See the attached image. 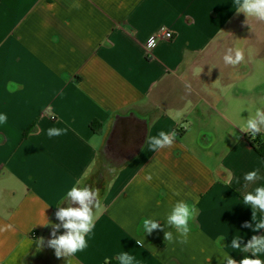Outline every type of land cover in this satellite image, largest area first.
I'll return each mask as SVG.
<instances>
[{
    "label": "crops",
    "instance_id": "0c3cea01",
    "mask_svg": "<svg viewBox=\"0 0 264 264\" xmlns=\"http://www.w3.org/2000/svg\"><path fill=\"white\" fill-rule=\"evenodd\" d=\"M245 20L234 0H0V264L264 261L231 247L264 237V212L253 220L243 202L264 186V158L240 128L264 110V21ZM162 30L173 39L148 51ZM229 48L244 59L225 64ZM160 131L177 136L153 152ZM81 179L101 209L87 248L57 258L48 242L68 230L56 213L79 207L66 193ZM180 200L199 213L186 244L164 241ZM145 218L160 228L144 233Z\"/></svg>",
    "mask_w": 264,
    "mask_h": 264
},
{
    "label": "clouds",
    "instance_id": "9594fccd",
    "mask_svg": "<svg viewBox=\"0 0 264 264\" xmlns=\"http://www.w3.org/2000/svg\"><path fill=\"white\" fill-rule=\"evenodd\" d=\"M72 7L79 8L81 5L75 3ZM235 11L243 12L245 14L247 24L248 18H255L258 21H264V0H234ZM244 59L241 51L229 48L223 56V60L227 65H236ZM10 91L16 90L19 86L10 84ZM7 122L6 114H0V124ZM240 127V126H239ZM242 131L248 132L252 139L256 138L258 133L264 132V110L257 109L255 115H250L243 127H240ZM67 129L49 128L48 136H59L66 134ZM235 135V134H234ZM177 133L172 131L171 133H165L160 131L157 136L150 137L147 140L151 151L155 152L165 147H171L176 139ZM239 137H237V140ZM110 173H116L117 169L110 167ZM259 169L250 171L244 175V179L248 182H253L259 178ZM146 180L151 181L152 176L147 175ZM78 185H82L78 187ZM255 195L251 192L244 195L243 202L253 205V220L256 219V208L261 212H264V186L255 188ZM66 197L71 198L72 203H78V208L68 207L60 208L56 213L59 220L63 221V228L68 231L60 235L59 237L52 239L48 242L49 247L55 248L57 258H67L74 256L77 252L83 251L87 248L86 236L90 234L95 228V220L98 218V213L101 209L99 189L87 186L84 180H77L76 184L71 187L66 193ZM95 209V211L93 210ZM198 209L195 204L180 200L175 203L172 212L167 216V224L175 228L178 235L173 236L171 231H167L164 234V241L167 242H179L186 244L188 242V235L191 231L190 222L194 221L198 215ZM143 232L150 234L154 229L160 228V225L154 220L145 218L142 221ZM251 227V225H245ZM61 225H52V235L56 236V230ZM264 228V219L256 225L255 230ZM224 239L221 236L216 240V244L220 246V240ZM241 239L240 236H235L231 240V247L233 249H239L243 252H251L253 257H258L259 254L264 253V237L253 236L251 241L241 246L237 241ZM137 245L143 247V240L137 239ZM40 246L43 245V238L38 241ZM120 264H133L135 257L129 253L122 252L119 255ZM222 260H227V264H264V261L259 258H250L245 256L242 260L237 262L229 253L222 254Z\"/></svg>",
    "mask_w": 264,
    "mask_h": 264
},
{
    "label": "built area",
    "instance_id": "2783aa9c",
    "mask_svg": "<svg viewBox=\"0 0 264 264\" xmlns=\"http://www.w3.org/2000/svg\"><path fill=\"white\" fill-rule=\"evenodd\" d=\"M126 32L130 35L132 34V31H130V30H127ZM159 39L172 40L173 34L171 33V31L162 30L158 35H154V36L150 37L148 39L147 45H146L148 51H152L156 47ZM108 264H111V263H108Z\"/></svg>",
    "mask_w": 264,
    "mask_h": 264
},
{
    "label": "trees",
    "instance_id": "16d2710c",
    "mask_svg": "<svg viewBox=\"0 0 264 264\" xmlns=\"http://www.w3.org/2000/svg\"><path fill=\"white\" fill-rule=\"evenodd\" d=\"M250 140L254 149L264 158V135L258 133L255 139L251 137Z\"/></svg>",
    "mask_w": 264,
    "mask_h": 264
},
{
    "label": "rangeland",
    "instance_id": "374dc122",
    "mask_svg": "<svg viewBox=\"0 0 264 264\" xmlns=\"http://www.w3.org/2000/svg\"><path fill=\"white\" fill-rule=\"evenodd\" d=\"M256 69H257V64H256ZM253 80H255V78H253V77L248 78V81H253Z\"/></svg>",
    "mask_w": 264,
    "mask_h": 264
}]
</instances>
